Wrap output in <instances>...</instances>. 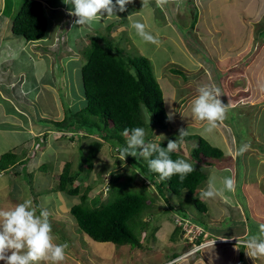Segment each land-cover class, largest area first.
I'll use <instances>...</instances> for the list:
<instances>
[{"label": "rangeland", "instance_id": "374dc122", "mask_svg": "<svg viewBox=\"0 0 264 264\" xmlns=\"http://www.w3.org/2000/svg\"><path fill=\"white\" fill-rule=\"evenodd\" d=\"M23 1L6 0L12 7L11 18L19 11ZM245 1L168 0L163 6H158L156 0H131L124 12L114 10L115 15L110 19L105 17L91 25H77L75 16H70L69 23L66 19L72 6L65 4L63 0L41 1L49 28L45 38L36 44L38 48L43 47L39 52L44 55L42 58L48 59L49 56L52 65H48L45 60L28 57L33 56L31 41L21 46V52L25 55L18 63L31 81L35 80V75L44 74L45 66L51 67L54 79L50 83V90L55 91L54 96L60 104L58 110L63 118L61 115L59 118L63 120L66 116L72 119L76 111L84 107L81 68L86 60L82 52L88 47L90 37L102 35L129 56L147 57L157 74L164 71L166 77L161 79L160 85L167 116L169 113L172 115L171 119L168 116L166 128H152L153 138L159 141V136H163L162 140L177 141V152L188 163L203 168L207 175L196 192L209 208L208 212L202 213L194 207L190 196H175L167 192V197L164 196L162 186L155 187L143 177L142 167L135 165L133 169L129 167L127 157H115L111 138L106 141L96 138L101 144L98 149L95 148L97 158H93L91 163L99 166L98 171L110 166L121 174L113 183L112 190L110 187L107 194H104L101 191L104 177L110 174L97 175L94 174V168L89 171V165L86 166V151L89 152L92 148L90 142L93 136L84 135L82 131H75L68 128L67 123H62L61 126L67 127L60 134L62 139L65 138L59 148L63 155L59 154L61 156L56 158V162L61 167L66 161H70L73 170L78 167V171L82 172L74 183L79 186L78 194L81 196L75 200L54 193L51 199L46 198L45 207H41L43 202L38 203L43 211L51 213L48 219L52 225L54 242L67 245L62 264H264V257L254 260L247 255L245 248L249 236L257 234L259 225L264 223V0ZM207 7L210 8L206 9ZM194 13L197 14V21L191 28ZM54 18L58 20L52 26ZM134 22L144 23L146 30L157 37L158 43L143 42L132 27ZM168 36L175 40H167ZM178 36L184 44L176 42ZM14 37L21 38L20 35ZM64 49L67 50L66 53ZM71 49L76 50L74 54L78 57L66 56ZM36 55L38 54L34 56ZM190 56L197 61L193 64L194 68L185 67L188 65L185 60ZM12 57L3 56L0 64ZM53 59H58L56 65ZM173 68H178L183 74L175 76L171 73ZM201 85L219 89V98L226 108L225 118L218 121L211 131H206L207 121L202 122L191 116V101ZM41 86L46 87L44 83L35 87L36 104L30 105L32 114H35L33 119L39 125L57 129V125L53 123L57 121L50 120L52 101L48 100L49 96ZM259 94L261 95L256 96ZM181 134L199 135L212 146L219 147L224 155L213 159L212 165L194 161L190 158V153L197 140H185ZM123 136L126 138L125 133ZM48 137L45 135L34 138V142H37L35 150L39 151ZM6 144L7 142L0 143V151L8 147ZM243 145H248V149L238 155V150ZM78 163L80 167L77 166ZM213 176L217 187L221 186L220 181L224 176L233 177L236 182L235 191L225 192L223 196L214 199L202 198L200 192L206 189ZM6 182L7 178L1 176L0 195L6 191ZM141 183L144 184L143 187ZM138 187H142L149 198H152L148 200L149 207L141 215L143 221L149 222L148 229L140 232L142 240L148 232L145 246L141 248L95 241L79 229L71 214L68 213L73 222L65 217L68 210L66 201L69 206L78 202L92 207V200L99 196L96 206H101L118 193L117 189L126 188L125 191H130L129 189L135 190ZM15 203L16 195H10L9 202H0V206L8 209ZM171 205L183 208L189 218H198L205 223V229L202 228V244L198 248L184 236L183 230L177 225L179 215L172 210ZM32 207L36 210L34 201ZM36 213L39 214L37 210ZM175 229H178L177 232ZM193 229L198 232L195 227ZM221 238L227 240V243ZM220 241L221 243L216 244ZM240 243L244 246L242 257L239 252L241 246L236 245ZM0 264H4V261L0 260ZM39 264L50 262L40 261Z\"/></svg>", "mask_w": 264, "mask_h": 264}, {"label": "trees", "instance_id": "16d2710c", "mask_svg": "<svg viewBox=\"0 0 264 264\" xmlns=\"http://www.w3.org/2000/svg\"><path fill=\"white\" fill-rule=\"evenodd\" d=\"M196 16L197 14L194 13L191 28L196 23ZM47 26L44 8L39 0H24L19 11L12 17V32L23 36L27 41L42 38L46 34ZM82 54L86 60L81 68L85 105L76 111L72 119L65 116L63 120L53 122L57 125V129L63 130L68 127L75 131L84 130L87 134L100 135L106 140L111 138L114 142V153L117 156H122L121 149L126 147V138L123 133L126 129L131 130L136 127L144 129L146 143L153 141L152 143L166 147L168 141H154L152 134L154 126L161 129L167 127L168 116L163 93L154 76L149 59L145 56L132 57L125 54L123 50L102 35L90 37L88 47L83 50ZM171 71L179 75L183 74L176 68ZM69 118L70 120H68ZM62 123H67L68 126L64 128L61 126ZM181 136L185 140H197L196 146L191 149L190 153V158L194 161L212 165L213 159H218L223 155L219 147L212 146L199 135L181 134ZM91 145L92 148L89 149V152L86 151V166L89 165V168H91V161H93L100 143L93 140ZM170 156L173 160L184 159L177 151L170 153ZM125 157H127L126 161L129 167L133 169L135 165L142 167V175L148 182L150 181L155 187L162 186L164 196L167 197L166 192L175 196L188 195L199 212H208V206L196 195L197 188L207 179L206 172L200 166L193 165L194 170L183 181L180 180L179 175H173L171 179L162 181L158 173L149 169L147 161L143 157L131 155H125ZM18 159V155L13 151L2 153L0 155V173L12 172L16 174L15 165L18 163ZM70 168L71 162L66 161L58 175L54 191H63L67 195L73 196L79 192V186L74 184L78 173L70 172ZM116 171L114 169V171L108 172L110 174L108 183L111 190L113 183L121 175ZM125 183L128 184L127 181ZM141 184L143 187L144 184ZM142 187L135 190L129 189L130 191H125L126 188L117 189L118 193L102 203L101 206H96L99 196L92 200V207L75 203L71 205L70 213L79 229L95 241L121 246L129 244L141 248L145 246L144 242L148 232L143 240L139 237L140 232L148 229L147 223H149L143 221L141 215L149 207L148 200L152 199L142 190ZM34 203L38 213L43 211L37 200H34ZM171 208L176 211L177 215L187 218L205 229V223L198 218H189L183 208H174V206ZM177 230L174 231L177 232ZM201 241L202 236H199L196 243ZM236 245L241 246V249H238L240 257H242L244 246L241 243Z\"/></svg>", "mask_w": 264, "mask_h": 264}, {"label": "clouds", "instance_id": "9594fccd", "mask_svg": "<svg viewBox=\"0 0 264 264\" xmlns=\"http://www.w3.org/2000/svg\"><path fill=\"white\" fill-rule=\"evenodd\" d=\"M63 2L72 6L69 15L77 18L75 20L77 25H91L105 17L110 19L115 15L114 10L124 12L131 0H115V3L113 0H63ZM167 2L168 0H156L158 6H163ZM132 27L143 42L158 43L157 37L146 30L147 26L144 23L134 22ZM196 92L191 101V116L202 122L207 121L206 131H211L218 121L225 118V104L219 98L221 93L219 89L208 85L199 86ZM171 115L168 114L169 119ZM125 135L126 147L121 149L123 159L125 155L143 157L149 169L158 173L162 181L171 179L173 175H179L183 181L194 170L193 164L186 160L171 158L170 153L178 150L177 141L168 140L166 147H161L157 143H146L145 131L140 127L126 129ZM159 137L161 140L164 139L163 136ZM247 149L248 145H243L237 154H243ZM220 185L217 187L215 176L210 177L206 189L201 190L200 196L214 199L223 196L225 192H234L236 182L233 177L224 176ZM103 187L104 184L102 193ZM48 215L46 210L37 214L31 200L17 203L8 209H0V260L4 261V264H39L40 261L62 264L67 245L54 242ZM200 243L202 241L196 245ZM245 248L247 255L254 260L264 257V223L259 225L257 234L249 236Z\"/></svg>", "mask_w": 264, "mask_h": 264}, {"label": "crops", "instance_id": "0c3cea01", "mask_svg": "<svg viewBox=\"0 0 264 264\" xmlns=\"http://www.w3.org/2000/svg\"><path fill=\"white\" fill-rule=\"evenodd\" d=\"M210 7H207L206 9ZM11 11H12V7L10 6V3L9 2L7 3L6 0H0V49H2L1 50L2 52L0 53V60H2L3 56H9V55L13 56L11 59L6 60L2 64H0V143L7 142L6 145H8L6 149L4 148L0 151V154L7 151H13L18 155L19 159H18V163L15 165L16 174L12 172L0 173V177L5 176L7 178V182L5 183L4 186L7 195H5V192L3 193V195H0V202H2L3 204H7L9 202L10 195H16L15 204L21 203L25 200H31L32 202L34 200H37L38 203L39 202L44 203L41 207H45L44 205L46 198L47 200L51 199L50 197L53 196L54 193H56V195L57 193H60L66 199L72 198L78 200V197H80L81 194L71 196V195H67L63 191H59V190L54 191V188H56L57 186L58 175L61 172L63 166L61 165V167H59V162L58 164L56 162L57 161L56 158L63 155L61 151L59 152V148H61V142L65 140V138L62 139L63 137L60 136L62 130L52 128L48 125H39L38 122H36L35 119H33L35 114L34 115L32 114L33 110L30 108L31 103L36 104V101L34 100L37 97L35 87L40 83H44L46 87L41 86V89H45L46 94L49 96L48 100L52 101L53 104V107H51L52 118L50 120L60 121L63 118L61 111L58 110V108H60V104L58 98L54 96L55 91L50 90L52 89L50 83L52 79H54V74L52 72L51 67L48 68V65L49 64L50 66L52 65L51 64L52 60L49 56L47 57L48 59L42 58L44 55H41L42 53H40L39 51L43 50V47L39 46L40 48H38V44H36V42L42 41L44 37L43 39L40 38L38 40H31L30 42L33 45V53H32L33 56L32 57L28 56V57L38 60H45L48 64L47 66L44 67V72H43L44 74H41L39 76L35 75L34 76L35 80L31 81L27 78L25 69L24 68L21 69L18 63L19 59L21 57L23 58L25 55L21 52V46H23L24 43L27 44L28 41L21 35H20L21 38L14 37L16 34L14 35L11 29L12 26V18L10 17ZM262 14H264V10L262 11ZM8 16L10 18H8ZM70 16L71 15H69V17H67L66 19L68 20V22L69 20H71L69 19ZM55 20H58V18L53 19L52 26ZM69 23H71V21ZM47 28H49V26H47ZM163 36H164L163 38H165V35ZM167 40L174 41L175 39L173 40L171 39L170 36H168ZM176 42L180 45L184 44L183 40L179 36ZM66 51L67 50H65L64 53H66ZM71 52L73 55L71 54ZM75 52L76 50L73 51L71 49L70 53H68V55L66 56H68V58H76L78 56L74 54ZM35 54L38 55L34 56ZM53 61H54V65H56L58 59H53ZM194 62H197L195 60V57L190 56V58H187V60H185V64H188L185 65V67L189 66L194 68L193 65ZM152 71L154 73V76L158 84L160 85L161 79H165L166 77L165 73H163L164 71H161L158 74L155 72L154 69H152ZM173 74L175 76L179 75L177 73H173ZM162 75H164V77ZM160 87L162 90V85H160ZM260 95L261 94L256 96H260ZM20 101L24 103L23 104L18 103ZM180 102L182 103L183 101L181 100ZM42 107L44 106L42 105ZM35 108H37V105L35 106ZM60 115L62 116L61 119L59 118ZM80 131H82L84 135L93 136V140L96 141H98L96 138H100V139L102 138L100 135L97 134H87L86 131L84 130H80ZM45 135L49 136L48 139L44 140V145L39 151L35 150L34 146H37V142H34V138ZM70 138L68 140H70ZM102 139L106 141L105 138ZM153 139L154 141H156L155 138ZM93 140L90 142L91 144ZM221 143H223L222 140ZM222 152L224 155V151ZM59 154L61 155L59 156ZM115 157H117L116 154ZM95 158H97L96 155L94 159ZM77 166L80 167V164L78 163ZM43 167L46 170H43L44 169ZM93 168L95 169L94 174L97 175L101 174L103 176L108 172L110 173L111 171H114V169L111 168L110 166H108L106 169H102L101 171H98L99 166L98 165L94 166L93 164L91 165V168H89V171H92ZM78 169L79 168L76 167L73 170L71 165V168L69 170L70 172H77L79 176L82 172L78 171ZM82 175H86V174H82ZM78 176L76 179H78ZM9 183H11L10 184L11 187H9ZM66 203L68 204V210L66 211L65 217L67 218V220L73 222L71 216L68 215V213L71 214L70 213L71 205L69 206L68 201H66ZM75 203L78 202H74V204ZM3 208L4 207L0 206V209ZM47 212L49 214L48 217H51L50 211Z\"/></svg>", "mask_w": 264, "mask_h": 264}, {"label": "built area", "instance_id": "2783aa9c", "mask_svg": "<svg viewBox=\"0 0 264 264\" xmlns=\"http://www.w3.org/2000/svg\"><path fill=\"white\" fill-rule=\"evenodd\" d=\"M108 181H109V176H105L104 177V187H103V193L105 194L107 191H108V189H109V183H108ZM177 225L179 226V227H181V230H183V232H184V236L185 237H188L190 240H192V244L193 245H195V247L196 248H198L197 246L198 245H196V239L199 237V236H202V233H203V229L200 227V226H198V225H196V224H192L191 222H190V220L189 219H187V218H184V217H182V216H178V218H177ZM196 228V230L198 231V232H196V231H194V229L193 228ZM222 241V240H221ZM202 243H200V245H201Z\"/></svg>", "mask_w": 264, "mask_h": 264}, {"label": "bare ground", "instance_id": "6f19581e", "mask_svg": "<svg viewBox=\"0 0 264 264\" xmlns=\"http://www.w3.org/2000/svg\"><path fill=\"white\" fill-rule=\"evenodd\" d=\"M43 37H44V36H43ZM43 37H42V38H43ZM44 38H45V37H44ZM158 45H159V44H158ZM147 181H148V180H147ZM221 239H222L223 241L225 240V239H223V238H221ZM220 242H221V241H220ZM225 242H227V240H225Z\"/></svg>", "mask_w": 264, "mask_h": 264}]
</instances>
